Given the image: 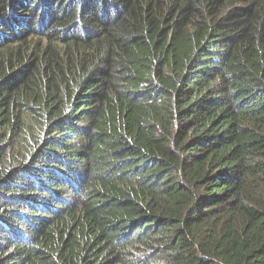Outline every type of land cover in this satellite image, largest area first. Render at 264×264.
Masks as SVG:
<instances>
[{"label":"trees","instance_id":"1","mask_svg":"<svg viewBox=\"0 0 264 264\" xmlns=\"http://www.w3.org/2000/svg\"><path fill=\"white\" fill-rule=\"evenodd\" d=\"M0 264H264V0H0Z\"/></svg>","mask_w":264,"mask_h":264}]
</instances>
